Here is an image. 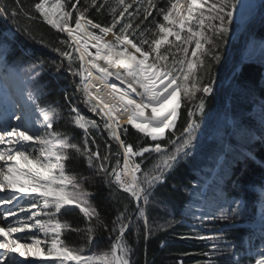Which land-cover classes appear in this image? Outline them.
Here are the masks:
<instances>
[{"label": "snow or ice", "instance_id": "6c2138e0", "mask_svg": "<svg viewBox=\"0 0 264 264\" xmlns=\"http://www.w3.org/2000/svg\"><path fill=\"white\" fill-rule=\"evenodd\" d=\"M78 5L80 0H37L28 11L20 0L0 3V15L8 17L14 26V30L10 29L11 37L0 34V73L5 80L15 82L19 97L14 104L12 123L5 122L0 129V145L4 146L0 147V193L6 192L0 197V205H13L2 214L8 222L0 226V250H3L0 264H24L18 257H43L55 264H131L133 247L125 234L133 224L139 234L141 219L145 240L155 230L165 227L154 229L149 225L147 207L156 187L167 182L166 174L192 155L199 128L195 117L204 112L205 98L214 92L213 67L221 60L218 50L229 38L238 7L241 14L245 7L238 0H166L162 7H158L157 0H112L111 4L109 0L99 4L98 0L90 3L85 0L83 6ZM92 8L97 13L107 8L110 23L90 19L88 13ZM20 17L29 21L41 19L56 32L66 34L67 39L59 43L66 45L67 50L52 49L62 57L54 65L55 72L66 71L72 77H79V83L73 81L75 92L81 94V102L88 111L102 119L109 138L118 145L115 153L111 145H107L108 154L103 156L99 145L92 150L89 132L99 125L71 104L72 97L66 91L64 99L70 105V122L82 130L83 145L54 129V124L62 119L59 108L40 103L42 93L37 78L45 62L22 66L9 61V56L14 54L10 49L14 48L16 34L30 35L27 26L19 23ZM109 35L112 39H106ZM111 79L119 80L125 88H116L109 83ZM92 80H99V86L93 85ZM234 81L241 94L251 92L239 74ZM104 87L112 90L107 100L102 96ZM196 100L195 110H188L182 133L176 136L178 109L182 103ZM261 100L264 124V96ZM122 116L127 125L153 144L134 147L126 143L123 136L128 134V128L121 125ZM235 126L243 130V123ZM168 131L172 132L167 137L172 149L161 143ZM91 143H96L95 137ZM73 153L86 160L94 175L111 192L127 193L135 202V212L125 207L109 229L90 200L92 193L83 186L90 178L81 179L66 171V162L75 158ZM151 153H156L159 159L150 168H142L145 154ZM113 155L115 165L110 162ZM245 158L251 160L254 155L249 151ZM240 179L235 182L239 184ZM219 207L221 214L212 215L211 219L227 225H235L241 219L242 206L238 200ZM72 208L78 209L89 222L95 221L86 230L87 244L91 245L97 229L103 228L109 232L110 249L100 254H86L84 247H71L61 238L70 226L61 222L59 216L62 209ZM19 213L25 215L21 217ZM9 217L15 219L9 221ZM205 218L209 217H199ZM24 232L31 233L28 237L31 243L14 235ZM194 238L213 239L203 235ZM226 252L237 255L227 246L220 247L217 239L211 252L205 255L223 256ZM255 256L254 264H264V249ZM234 264H241V260L236 259Z\"/></svg>", "mask_w": 264, "mask_h": 264}, {"label": "trees", "instance_id": "16d2710c", "mask_svg": "<svg viewBox=\"0 0 264 264\" xmlns=\"http://www.w3.org/2000/svg\"><path fill=\"white\" fill-rule=\"evenodd\" d=\"M3 2L4 0H0V3ZM8 2L11 3L12 0H8ZM20 2L26 10L31 11V6L37 0H20ZM100 2L102 0H98V4ZM111 2L112 0H109L110 4ZM165 2L166 0H157L158 7L164 6ZM84 3L85 0H80L78 7L83 6ZM129 11L131 12L133 9H129ZM33 15L37 14L33 13ZM155 15L154 11L153 16ZM88 16L94 22L101 24L111 21L107 8L100 13L92 8L89 10ZM151 19L152 17H149V20ZM156 19L161 20L160 17H156ZM19 23L22 26H27L30 35L19 32L16 34L13 42L14 48L10 49V51H14V54L9 56V61L22 66L41 60L45 62V67L37 78L42 93L40 103L42 106L50 104L57 106L62 119L54 124V129L83 145L84 134L70 122L68 115L70 105L64 99L66 91L72 97L71 104L78 105L72 87L74 86L73 81L75 80L77 83L79 77H69L65 74L66 71L56 73L54 69V65L60 63L62 57L52 49L59 47L67 50L66 45L59 43L60 40H66L67 37L56 32L41 19L29 21L20 17ZM10 29L14 30L12 21L8 17L0 15V34L11 37ZM232 31L233 28L230 30L229 38L218 50L221 60L213 67L214 92L205 98L204 112L195 117L199 121L197 130L207 129L201 138L197 137V140L193 141L195 147L192 149V155L182 160L173 171L166 174L167 182L156 187L154 195L151 197V203L147 207L149 225L154 229L161 225L165 227L163 230H155L145 240L144 224L141 219L138 222L139 234L135 231L136 224H133L125 234L129 244L133 247L131 264H234L236 259H240L243 264L247 261L244 242L246 238L252 237L253 231L250 226L256 214L261 192L264 189V140L261 139V136H264V124L261 122L259 106L262 102L261 98L264 96V59L238 60L237 52L241 47V33L237 35L236 42L230 39ZM247 38L264 43V15L259 22L251 26ZM231 55H234V58L230 61ZM64 63L66 64L67 61ZM237 74L241 76L244 83L249 85L250 93H240L234 81ZM197 103L198 100L184 102L178 109V118L174 129L176 136H180L182 133L187 121L188 110H195ZM95 121L99 128L90 129L89 132V143L92 150H96L99 145V152L103 156L108 154L107 145H111L112 152L115 153L118 149L104 129L103 122L99 119H95ZM237 123H243V130L236 128ZM127 128L128 134L123 136L126 143H130L134 147L153 144L149 138L137 133L131 126H127ZM211 134H214L215 137L208 140V136ZM226 134L227 137H225ZM169 136H172L171 131L166 133V138L161 143L172 149L173 146L167 140ZM92 137H95V144L91 143ZM249 151L253 153L254 159L245 158V154ZM73 156L75 157L74 153ZM145 157L142 165L144 169L150 168L159 159L157 154L153 153L145 154ZM110 162L115 165L116 157L114 155L110 157ZM66 171L76 174L81 179L90 178L84 181L83 186L92 193L90 200L109 229H111L112 221L119 211H123L127 207L134 212L132 198L119 190L111 192L94 175L93 169L87 166L83 157H75L66 162ZM237 178H241L239 184L235 182ZM203 188H205L204 193H202ZM229 197L237 199L246 212L250 211L251 216L247 219H240L235 225H227L218 219H211L212 215L218 217V209H216L218 201ZM202 202L210 203L215 208L214 211L198 213ZM201 216L209 218L201 220L199 219ZM59 219L70 226L63 231L61 237L69 246L84 247L86 254H100L102 251L110 249L109 232L104 231L103 228L97 229L93 243L87 244L86 230L88 227L94 226L95 221L89 222L78 209H62ZM133 219L135 220V216ZM0 226H4L1 213ZM197 235L213 237V239L194 238ZM217 239L220 247L227 246L237 255L231 256L227 252L223 256L205 255V253L211 252Z\"/></svg>", "mask_w": 264, "mask_h": 264}, {"label": "rangeland", "instance_id": "374dc122", "mask_svg": "<svg viewBox=\"0 0 264 264\" xmlns=\"http://www.w3.org/2000/svg\"><path fill=\"white\" fill-rule=\"evenodd\" d=\"M238 4H243L245 7L242 10V14H241V9L238 7L237 13H236L237 19L232 26L233 31L231 32V36H230L231 40L233 39L234 41H236L237 35L241 33V41H240L241 47H240L239 51L237 52V54L239 56L238 60L247 61V60H251V59L255 60V59H259V58L264 59V43H259L252 38H247V33H248L249 29L251 28V26L253 24L259 22L260 19L264 15V0H238ZM63 35L65 37H67L66 34H63ZM106 39H107V37H106ZM93 50L94 49H91V51H93ZM232 58L233 57L231 55L230 61ZM2 76H3V74H2ZM77 83H79V78H78ZM72 89H74V91H75V86H73ZM74 93H75V96L77 97L76 103H78V105L77 104L76 105L73 104V105H75L78 109L80 107L79 110H80L82 115H84L86 118H88L90 120H92V118H93V120L100 118L98 116L93 115L91 112H89L88 108L85 104L81 105V103H80L81 102L80 101L81 94L80 93H76V92H74ZM0 98H3V99H0V116H6L8 118H11L12 112L9 110L10 106L6 104L7 98L5 96L4 87L2 86L1 83H0ZM10 122H11V120H10ZM120 123L126 124L125 120H123ZM100 125H101V123H100ZM220 127H222V126H220ZM203 129L197 130V137L198 138H201L203 136V134L205 133L207 128H205V130H203ZM212 137H215L214 134L209 135L208 140L212 139ZM225 137H227V134L225 135ZM196 140L197 139H195L194 141H196ZM0 147H4V146L0 145ZM204 192H205V188L202 189V193H204ZM0 197H2V196L0 195ZM235 200H237V199L231 198V197L225 198V199H220L217 203V206H216V209H218V217L221 214L219 205L224 204L225 207H227L228 203L235 201ZM141 205L143 207L142 203H141ZM12 207H13V205H0L1 213L3 214L4 212L8 211ZM214 209L215 208L212 207L210 203L205 204L204 202H202V204L199 206V209H198L199 212L198 213H203V212L204 213H212L214 211ZM241 212H242L241 219H247L248 217L251 216L250 211L246 212L243 209V207H241ZM19 215L22 217L25 215V213H19ZM13 219H15V218L9 217V221L13 220ZM7 222L8 221H5L3 218V215H2V223L4 224V226H6ZM250 228L253 230V232H252V237L250 239L246 238L245 242H244V246L246 249L247 261H245V263H243V264H249L250 261H251V264H254V261L256 258L255 254L258 253L259 251H261L262 249H264V190L261 193L260 202L257 205L256 214L254 215V220H253ZM37 234L40 235L39 233H37ZM14 235H18L22 240L26 239L27 242L31 243V241L28 239V237L31 235V233L24 232V233H17ZM24 259H27V258L25 257ZM46 261H47V263H43V264H55L54 261H50V260H46ZM26 263H27V260H26Z\"/></svg>", "mask_w": 264, "mask_h": 264}, {"label": "bare ground", "instance_id": "6f19581e", "mask_svg": "<svg viewBox=\"0 0 264 264\" xmlns=\"http://www.w3.org/2000/svg\"><path fill=\"white\" fill-rule=\"evenodd\" d=\"M107 39H112L111 35H109L107 37ZM94 49V48H92ZM95 51V49L93 50V52ZM98 75V74H97ZM117 84H113V83H110L112 85H114L116 88H120V89H123L125 88V85L121 84L119 80H117ZM0 83L2 84V86L4 87V90H5V96L7 98V100L9 99L10 100V103H12L13 107H14V104L15 102L18 100V94L16 93V88H17V85L15 84L14 81L12 80H5L4 79V76H2V74L0 73ZM91 83L93 85H97L99 86V80H92ZM111 88H108V87H104L103 88V91H102V96L105 100L108 99L109 97V94L111 93ZM115 102V101H113ZM14 111H16V108L14 107ZM146 114H150L149 113H146ZM123 120H125V117L122 116L121 119H120V122H122ZM6 194L5 193H0L1 196H4ZM133 202V201H132ZM18 236V235H17ZM2 239V237L0 238ZM26 240V239H25ZM25 257L21 258V257H18V259H21L24 262V264H28L29 261L32 262V264H43V263H47L46 260L43 259V257H26L27 259H24ZM26 260H27V263H26ZM46 261V262H45ZM49 262V261H48Z\"/></svg>", "mask_w": 264, "mask_h": 264}, {"label": "water", "instance_id": "95a60500", "mask_svg": "<svg viewBox=\"0 0 264 264\" xmlns=\"http://www.w3.org/2000/svg\"><path fill=\"white\" fill-rule=\"evenodd\" d=\"M236 54V53H235ZM234 54V55H235ZM234 55L232 56L233 58H234ZM66 75H68L69 77H71L68 73H65ZM117 80L116 79H111L110 81H109V83H113V84H117ZM121 164H122V159H121ZM133 201V200H132ZM133 204H134V209H136V205H135V202L133 201ZM134 212H135V210H134ZM134 218V217H133Z\"/></svg>", "mask_w": 264, "mask_h": 264}, {"label": "built area", "instance_id": "2783aa9c", "mask_svg": "<svg viewBox=\"0 0 264 264\" xmlns=\"http://www.w3.org/2000/svg\"><path fill=\"white\" fill-rule=\"evenodd\" d=\"M125 126H128V125H125ZM125 126H123V127H125Z\"/></svg>", "mask_w": 264, "mask_h": 264}]
</instances>
